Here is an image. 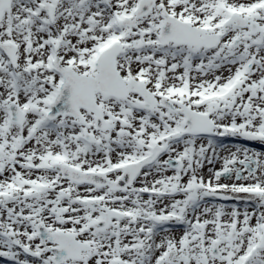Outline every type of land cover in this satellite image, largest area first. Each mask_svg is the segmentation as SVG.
Returning a JSON list of instances; mask_svg holds the SVG:
<instances>
[{"label": "snow or ice", "instance_id": "6c2138e0", "mask_svg": "<svg viewBox=\"0 0 264 264\" xmlns=\"http://www.w3.org/2000/svg\"><path fill=\"white\" fill-rule=\"evenodd\" d=\"M0 264H264V0H0Z\"/></svg>", "mask_w": 264, "mask_h": 264}]
</instances>
